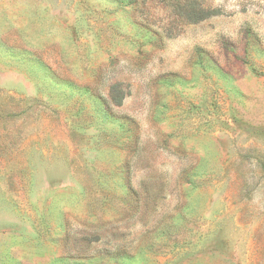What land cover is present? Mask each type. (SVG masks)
<instances>
[{
    "label": "rangeland",
    "instance_id": "1",
    "mask_svg": "<svg viewBox=\"0 0 264 264\" xmlns=\"http://www.w3.org/2000/svg\"><path fill=\"white\" fill-rule=\"evenodd\" d=\"M0 264H264V0H0Z\"/></svg>",
    "mask_w": 264,
    "mask_h": 264
},
{
    "label": "trees",
    "instance_id": "2",
    "mask_svg": "<svg viewBox=\"0 0 264 264\" xmlns=\"http://www.w3.org/2000/svg\"><path fill=\"white\" fill-rule=\"evenodd\" d=\"M216 15L215 11H204L195 7V4L190 5V11L187 14V18L192 23H196L207 19L209 16Z\"/></svg>",
    "mask_w": 264,
    "mask_h": 264
}]
</instances>
